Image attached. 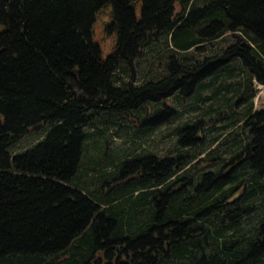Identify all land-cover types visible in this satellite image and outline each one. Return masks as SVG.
Here are the masks:
<instances>
[{"label": "trees", "instance_id": "obj_1", "mask_svg": "<svg viewBox=\"0 0 264 264\" xmlns=\"http://www.w3.org/2000/svg\"><path fill=\"white\" fill-rule=\"evenodd\" d=\"M107 5L116 39L103 57L93 26ZM0 24V264H264V111L247 107L248 141L230 170L195 184L189 152L202 151L204 121L175 130L172 156L142 152L109 172L92 166L88 133L155 105L143 117L150 132L171 121L167 99L239 71L230 105L249 101L253 81L264 88V0H0ZM158 43L162 72L136 85L137 61ZM83 171L95 181L72 186ZM242 181L249 189L229 201Z\"/></svg>", "mask_w": 264, "mask_h": 264}, {"label": "rangeland", "instance_id": "obj_2", "mask_svg": "<svg viewBox=\"0 0 264 264\" xmlns=\"http://www.w3.org/2000/svg\"><path fill=\"white\" fill-rule=\"evenodd\" d=\"M110 14V5L103 7L97 13L93 26V38L99 44L103 57L113 49L116 39L115 35L105 33V25L110 21ZM3 29V25L0 24V32ZM228 43L230 41L224 38L213 43V46H204L201 50V57L219 53ZM159 47L163 50V44L158 43L157 48L147 52L137 61L136 85H140L151 76L162 72V65L156 67V63L163 58ZM246 76L245 72L239 71L235 73V76L209 79L197 93L188 98L171 97L167 99L165 105L174 111L169 117L171 121L158 124L150 132L146 131L148 125L143 124V117L147 112L155 111V105L149 106L147 112L146 110L133 112L128 117L99 118L95 121V128L88 130L90 140L96 143L94 146L97 148L92 151L93 157H90L92 166L95 161L99 160L102 172H109L121 158H129L142 152H151L159 157H164L169 153L172 156L176 142L175 130L185 124L192 125L198 121H204L200 124L203 130L197 136L201 140L200 150L202 151L199 152V149L192 148L189 152L192 156L188 163V168L191 170L190 178L193 184L197 183L201 173L224 167L229 159L235 157L248 141V130L240 129L247 107L251 105V113L264 111V88L256 84L255 81L252 83L254 93L249 101H241L234 106L230 105L241 93V87L237 85V82L244 80ZM215 87H227V89L217 93ZM218 112H224L225 117L221 118ZM42 136L41 131L27 134L17 143L12 152L17 153L29 147L40 140ZM85 158L87 160H83V168L91 166L88 163L89 157ZM200 159L205 160L200 161ZM224 170L229 171L230 168L226 167ZM74 181H78L79 186L84 187L85 184H92L95 180L89 178L87 172L83 171L73 177L72 186ZM249 187L250 181H242V185H239L238 190L229 201L241 195L244 188L249 189ZM252 218L256 220V213L252 214Z\"/></svg>", "mask_w": 264, "mask_h": 264}]
</instances>
